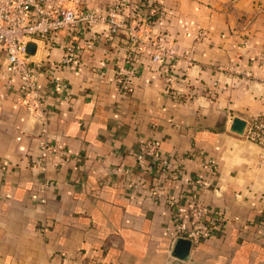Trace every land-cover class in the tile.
I'll list each match as a JSON object with an SVG mask.
<instances>
[{
	"label": "crops",
	"instance_id": "1",
	"mask_svg": "<svg viewBox=\"0 0 264 264\" xmlns=\"http://www.w3.org/2000/svg\"><path fill=\"white\" fill-rule=\"evenodd\" d=\"M116 1L64 4L104 14ZM131 1L174 57L151 63L105 23L75 37L72 69L55 66L71 31L50 49L28 39L30 57L52 63L38 80L43 114L19 104L0 49V264H264V148L243 133L264 115V0ZM40 135L72 159L33 168ZM149 139L167 169L139 160ZM191 195L215 224L180 260L165 197Z\"/></svg>",
	"mask_w": 264,
	"mask_h": 264
},
{
	"label": "built area",
	"instance_id": "2",
	"mask_svg": "<svg viewBox=\"0 0 264 264\" xmlns=\"http://www.w3.org/2000/svg\"><path fill=\"white\" fill-rule=\"evenodd\" d=\"M64 2L65 0H0V49L5 57L3 75L9 84L17 78L20 88L18 102L31 114L44 113L46 103L39 94L38 80L40 75L52 73V63L32 59L26 52L28 39L40 40L45 49H50L61 30L71 31V40L64 43L63 54L55 66L72 69L83 49L75 37L85 36L86 31L97 23H105L109 34L123 35L132 45L141 44L143 49H149L147 58L151 63L166 64L168 59L174 57V49L163 42L164 37L151 32L154 25L151 16L137 13L139 2L117 0L104 14L90 9L84 3L68 6ZM156 13L158 16L162 14L160 10H156ZM130 70H126L125 74H131ZM122 75H118L117 80L122 89L127 91L128 83ZM50 82L54 87L58 86L56 78ZM243 133L248 140L264 148V115L253 117ZM72 157L70 151L50 142L47 136L40 135L38 155L32 167L44 172L48 167H58ZM144 158L148 160L151 171L155 168L165 170L169 164L160 155L159 142L155 139L147 140L142 155H139L140 161ZM48 185V181L44 180V186ZM165 198L172 208L174 239L187 238L194 245L210 236L209 228H213L215 220L205 221L207 210L199 198L191 195L184 203H179L170 196Z\"/></svg>",
	"mask_w": 264,
	"mask_h": 264
},
{
	"label": "water",
	"instance_id": "3",
	"mask_svg": "<svg viewBox=\"0 0 264 264\" xmlns=\"http://www.w3.org/2000/svg\"><path fill=\"white\" fill-rule=\"evenodd\" d=\"M33 45L30 44L29 42H26V52L29 54L30 53V49H32ZM42 122L40 121V124ZM244 127V122L239 120V119H235L233 121V125H232V129L237 131V132H242ZM191 247V241L187 238H183V237H177L174 239V244L172 247V255L180 260H185L188 258V253Z\"/></svg>",
	"mask_w": 264,
	"mask_h": 264
}]
</instances>
